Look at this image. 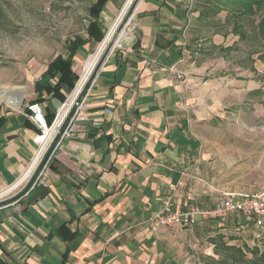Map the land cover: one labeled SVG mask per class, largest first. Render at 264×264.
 <instances>
[{"label": "crops", "instance_id": "crops-1", "mask_svg": "<svg viewBox=\"0 0 264 264\" xmlns=\"http://www.w3.org/2000/svg\"><path fill=\"white\" fill-rule=\"evenodd\" d=\"M200 10L195 0L138 4L132 31L98 70L52 157L44 192L0 203V264H224L228 254L254 261L264 251V223L257 229L238 214L150 227L165 197L183 211L210 210L223 193L256 188L254 165L239 164L241 149H221L225 99L239 86L202 60L194 42ZM83 48L73 57L76 76ZM47 66L33 101L0 109V192L27 188L40 134L28 105L39 103L47 121L71 93L38 96Z\"/></svg>", "mask_w": 264, "mask_h": 264}, {"label": "rangeland", "instance_id": "rangeland-1", "mask_svg": "<svg viewBox=\"0 0 264 264\" xmlns=\"http://www.w3.org/2000/svg\"><path fill=\"white\" fill-rule=\"evenodd\" d=\"M126 1L108 0L99 16L102 40ZM141 1H132L72 108L65 114V121L73 107L84 106L85 95L89 91L87 84L98 66H102L112 51L119 49L118 41L121 43L132 31L135 10ZM195 1L201 8L199 14L208 9L194 36V42L201 45L202 60L213 66L224 82L232 81L239 86L238 96L225 99L223 119L217 128L221 149H241L237 154L241 158L239 164L248 162L250 167L254 165L253 175L257 182L254 192H258L264 187V0L250 9H244L243 5L231 7L227 3L222 4L223 0ZM94 2L0 0V109L16 111L34 100L33 84L46 66L57 56L65 55L66 46L76 37L87 39L89 9ZM124 32L127 34L123 35ZM102 40L86 44L80 56L76 57L74 71L78 78L75 87L83 63ZM11 88L23 95L18 109L4 99L5 95L15 94V91H10ZM259 183L261 186H257ZM21 192L15 193L11 200ZM226 257L224 264H252L253 261L251 254H228Z\"/></svg>", "mask_w": 264, "mask_h": 264}, {"label": "built area", "instance_id": "built-area-1", "mask_svg": "<svg viewBox=\"0 0 264 264\" xmlns=\"http://www.w3.org/2000/svg\"><path fill=\"white\" fill-rule=\"evenodd\" d=\"M66 101L67 99H65L60 108L57 110L51 125H47L43 114V108L39 103H31L27 107L30 113L29 117L39 130L40 134L37 137L38 149L27 170V186L25 185L27 187V191L23 195L22 199L30 192L34 191L37 187H44V176L52 157L60 147L62 141L72 134L73 127L78 119V112L82 108V105L77 107L76 112L72 117H69L66 121L65 117L55 128L59 111L64 108ZM52 130L53 135L47 145L44 146L42 139ZM48 151L51 152L50 156L42 165V161ZM18 189L19 187L15 184L1 191L0 203L6 201L7 199H11L15 193L20 192ZM231 214H238L245 218L247 222L253 224L257 229H262L264 223V187L260 191L254 193H223L220 202H218L217 205L210 210L192 208L183 211L174 205L171 197H165L162 202L161 209L150 220V227L152 230L171 226L187 228L194 223L196 216H199L204 220L222 221Z\"/></svg>", "mask_w": 264, "mask_h": 264}, {"label": "trees", "instance_id": "trees-1", "mask_svg": "<svg viewBox=\"0 0 264 264\" xmlns=\"http://www.w3.org/2000/svg\"><path fill=\"white\" fill-rule=\"evenodd\" d=\"M107 2L108 0H95V2L91 5L89 9L90 22L86 30L87 39H84L82 37H76L74 40L70 41L66 46L64 56L59 55L48 64L47 70L44 73L42 79L35 83V91L38 93L39 97L44 91L51 92L55 96H58L60 88L64 89L68 93H70L74 89L78 77L72 71L73 57L75 56L77 51L86 44L99 43L102 40L103 33L101 23L99 22V16L104 10ZM262 2V0H223L222 4L227 3L231 7L236 5H243L244 9H250L252 7L259 6ZM207 12L208 9H205V11L200 12L199 17L201 19L206 17ZM53 79H56L57 82L55 86L51 87L48 84V81ZM53 120L54 117L52 119H48L46 121L47 125H51ZM26 191L27 188H25L19 195H17L12 200H19L23 197ZM255 257L256 259L252 261V264H257L258 262L264 264V251L261 253H258L256 251Z\"/></svg>", "mask_w": 264, "mask_h": 264}, {"label": "bare ground", "instance_id": "bare-ground-1", "mask_svg": "<svg viewBox=\"0 0 264 264\" xmlns=\"http://www.w3.org/2000/svg\"><path fill=\"white\" fill-rule=\"evenodd\" d=\"M133 0H127L126 3L123 6V9L121 13L119 14L118 18L115 20L114 23L110 26L105 38L102 40V42L98 45V47L95 49V51L87 58V60L83 63L80 76L77 82V85L75 89L70 93L66 104L62 110L59 111L58 119L55 124V128L61 123V121L64 119L66 116L65 114L72 108V104L75 101L76 97L78 94L81 92L83 87L85 86L87 80L89 79V76L91 75L92 71L94 70L96 64L100 60L103 52L105 49L108 47L109 43L111 42L114 34L116 33L122 19L124 18L127 10L130 8V5ZM127 33H123V35H126ZM119 46L121 45L120 41H118ZM103 65V64H102ZM92 78V77H91ZM91 80V79H90ZM90 82V81H89ZM89 84V83H88ZM10 91L14 92L15 94L13 95H5L4 99L6 100L7 104L14 108H18L22 99L23 95L18 94L16 92V89L11 88ZM2 96V95H1ZM53 135V130L51 132H48L45 137L42 139L44 146L47 145L48 141Z\"/></svg>", "mask_w": 264, "mask_h": 264}, {"label": "water", "instance_id": "water-1", "mask_svg": "<svg viewBox=\"0 0 264 264\" xmlns=\"http://www.w3.org/2000/svg\"><path fill=\"white\" fill-rule=\"evenodd\" d=\"M100 67H101V66H98L96 72H95L94 75L92 76V78H91L89 84L87 85L86 89H88V88L91 86V84H92V82L94 81V79H95V77H96V75H97V72H98V70H99ZM76 109H77L76 107H73V109L71 110L70 115H69L70 117L74 115V113L76 112ZM89 122H90V124H91V121H89ZM83 123H86V122H83ZM50 153H51L50 151H48V152L46 153V155H45V157H44V159H43V161H42V165L48 160V158H49V156H50ZM49 169H51V170H55V169L53 168L52 165H50ZM43 192H44V187H42V186L37 187V188H36L34 191H32V193L27 197V201H28V202H32V201H34V200H35L36 198H38Z\"/></svg>", "mask_w": 264, "mask_h": 264}]
</instances>
